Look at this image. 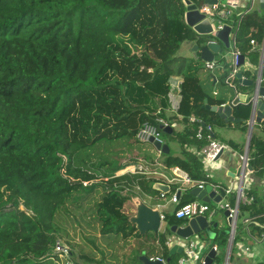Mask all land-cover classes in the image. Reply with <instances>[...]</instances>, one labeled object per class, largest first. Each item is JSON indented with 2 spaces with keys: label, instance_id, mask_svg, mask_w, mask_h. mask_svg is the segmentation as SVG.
Returning <instances> with one entry per match:
<instances>
[{
  "label": "trees",
  "instance_id": "16d2710c",
  "mask_svg": "<svg viewBox=\"0 0 264 264\" xmlns=\"http://www.w3.org/2000/svg\"><path fill=\"white\" fill-rule=\"evenodd\" d=\"M186 10L184 0H0V264H61L54 250L62 238L71 247L63 264H126L101 239L144 235L125 209L130 198L159 193L157 179L126 173L141 158L133 148L144 122L181 147L179 155L162 153L165 167L205 180L201 157L188 147L208 140L196 139L195 126L168 133L157 120L172 123L173 108L186 122L193 115L223 124L205 107V99L223 101L205 89L202 63L178 55L185 41L203 38ZM256 19L240 18L237 44ZM251 39L263 42L264 24ZM174 76L182 77L178 99ZM236 108L246 124L251 103ZM250 157L264 170V138L256 134ZM251 195L253 206L264 200ZM165 220L168 231L183 223L174 214ZM77 226L78 241L70 232ZM165 238L149 245V258L178 264Z\"/></svg>",
  "mask_w": 264,
  "mask_h": 264
},
{
  "label": "crops",
  "instance_id": "0c3cea01",
  "mask_svg": "<svg viewBox=\"0 0 264 264\" xmlns=\"http://www.w3.org/2000/svg\"><path fill=\"white\" fill-rule=\"evenodd\" d=\"M192 1L197 3L198 7H199L200 4L203 3L204 0H196V1L192 0ZM225 1L220 0V2H222V3ZM232 2L234 4H232L231 6L229 5V3L227 4V8L231 10V15L229 16V18L227 20H225V22L227 23L226 25L231 26V29H232L231 33H230V47L229 48L225 47V45L218 39V43L221 44V48L223 49V51L221 52V54H223V55L231 52L232 47H233V43H234L233 41H234V39H235V41L237 40L236 39V33L239 29L240 18L242 19V16H243L242 11H245L251 5L250 0H233ZM263 3H264V1L259 3L257 11L246 14V15H254L255 14V18H257L255 21L256 23L254 24L255 26L252 25L250 28H246L245 31H244V29H242V32H244L246 34V36H245L246 40L244 42L243 41L240 42V44L239 43L237 44V41H236V46H238V48H240V50L243 53V57H244V63L240 69L241 72L243 73V78L251 79V80L255 81L259 78V75L263 72L262 73V76H263L262 85H264V71H263L264 53H263V50L261 48V45L263 42H259L257 39H255L256 45H254V44H251L250 41L248 42L247 38L250 36V34L255 32L259 26L264 24ZM219 21H220V19L217 17L216 25L219 24ZM194 44L201 45V42H198L197 40H193V41L189 42V45H190V47L192 46V51L194 53L193 59H195L196 61H200V63L203 64V70H200L199 73L203 79L209 78L208 79L209 81L206 84L211 87L208 90H210V92H211L210 94L212 95V97L214 99L223 101V103L221 105L231 104L232 101H234L235 99H239L240 103H238V104H247L250 101V99L248 98V95L252 92L254 85H251V86L246 85L242 81H240L238 78H234V80H232L236 89L233 88L232 86H229L228 84L226 86L223 85L225 83L226 72L228 71V70L225 71L224 69L228 66L231 68V61L229 59H226V61L223 60L222 62L220 61L219 62V63H221L220 67L218 65L215 69L210 70V69L206 68L205 60H203L201 58L200 52L194 51V49H193ZM241 45L243 47H241ZM221 54H217L216 58H219ZM230 68H229V71H230ZM205 70H207L208 73L203 75L202 71H205ZM216 70H218L219 73H217ZM181 81H182L181 76H174L171 79L172 85L175 88L174 96H176L177 99L179 98L178 91H179V85H180ZM236 106L237 105L233 106L232 115L235 118H239L240 119L239 122L226 123L224 121V119H222L220 117L223 120V124L214 125V127L219 128V131L221 133V135H218V133L214 130L215 138H217L218 140L223 141L225 143H229L230 148L228 150L224 151L222 153V155L215 162H212L207 167L205 166V164L202 160L203 167H204L205 174H206V178H205V181L207 182L206 185L207 184L212 185V183H214V184L218 183V184L225 186V187L233 186L235 189H237L238 186L242 182V179H241V176H242L241 155L245 154L247 152L249 130H250L248 122L251 120L252 110L250 111V113L248 115L246 124H243L241 122L243 121L242 118H243L244 113L237 112ZM166 113H167L168 117H170L171 119L173 118L172 122L176 124L174 127V130L176 132H182L185 130L186 127L187 128L190 127L189 125H186V123L184 122V117L182 115L178 114L176 112V110H174L173 108L167 109ZM263 120H264V118L262 119L261 122H256L254 124L252 137L254 134H256L258 137L264 138V125L262 124ZM199 141H201V140H199ZM188 149L191 152L198 154L202 159V156H201L202 147L199 148L197 145L192 144L188 147ZM250 149H251V146H250ZM170 150H172L171 147H170ZM180 152H181V147L179 145V148L174 155H179ZM248 154L250 156V150H249ZM163 160H164V156L161 158L162 163H163ZM252 160L253 159L251 158L249 165H251ZM152 167H155V166L152 165ZM173 168L174 167L167 168L164 166V169L158 170L159 173H161L160 175L151 176L152 178L157 179L156 182H162V183L170 186V191L167 193V197H166V198L169 197V199L167 201L161 200L160 202H157V203H150V201H147V199H146V198L151 199L150 194H145L146 198H144V201H146L147 203H149L152 206L158 207L159 205H161L162 206V212L168 216H172L173 210L175 209V205L170 201L171 193H173L175 191L178 193V195L180 196V200L183 203H184V201H188V202L193 201V200L199 201V199L196 196H194L191 192H190L191 194H189V191L192 188L180 187V185L175 184L174 182H170V179L173 177V170H172ZM263 171H264L263 169L254 170V167H253L250 174L245 179L244 187H246V192L248 195L257 194L258 197H262L264 199V192H263V189H264V173H263ZM239 172H240V175L238 176L237 174ZM160 192L161 191H159V193H158L159 198L163 199L160 196ZM192 195L195 198H192ZM136 197H134V201H135ZM227 197H228L229 201L234 203V200H235L234 195L233 196H227ZM200 201H202V200H200ZM252 204H253V202H252ZM252 204H250V205L241 204L239 217H240V215L243 216L244 227H247L246 229H249V231H248V232H250L249 234L254 236V238H256L257 240L253 239V240H251V241H253V243L249 242L248 244H246V246L243 247L244 252H246L248 254L247 256L244 255V258L243 257L241 258L240 256H238L237 261L232 262V251H233L234 242H235L237 232H236V234L232 240H230V238H229L230 234L227 235V237H225V238L224 237L218 238L217 242H215L214 244L219 245V248H220V244H222V243L226 244L227 243V247H226V251H225V257H224V264H227V258L229 260L228 264H261L264 262V250H263L264 249V221L262 220V218H264V212H261L262 210H264V200L262 201V203L257 202L255 206H253ZM244 206L249 207L250 209L249 210L248 209L243 210ZM261 208H263V209L259 210ZM125 209H127V208L125 207ZM135 212H136V208H135ZM134 213H132V214H134ZM212 213L213 212H211L210 216L209 215H206V216L210 219V217H213V215L216 214L217 212H214V214H212ZM249 216L250 217L255 216L257 218H256L255 222H251L248 225H246L245 219ZM239 217H238V219H239ZM182 220H183V223L181 225L186 224V222H187L186 219H182ZM164 224H165V220L162 222V225H161V229L164 228V230H165ZM230 224H231V219H230ZM237 226H238V222H237ZM251 227H254V229L256 230V232L259 234L260 237H257L256 233L252 232V230L250 229ZM212 232H213V238L216 239L218 236L217 232L213 228H212ZM174 236H175V233L171 231V228H170L169 232H168V230H166L165 240L168 237H174ZM193 236H198V233L194 234ZM174 245H177V244H174ZM174 245H172V247ZM172 247L169 246L170 249ZM178 247H181V246H178ZM210 251H211V249L207 250L202 255H206V257H207ZM178 253H180V256H179V258H180L182 256V252H178ZM156 255L159 256L160 254H155V256ZM217 255H218V252L216 253L215 258L213 259V263H214L215 259H218ZM166 264H168L167 259H166Z\"/></svg>",
  "mask_w": 264,
  "mask_h": 264
},
{
  "label": "built area",
  "instance_id": "2783aa9c",
  "mask_svg": "<svg viewBox=\"0 0 264 264\" xmlns=\"http://www.w3.org/2000/svg\"><path fill=\"white\" fill-rule=\"evenodd\" d=\"M233 0H226L225 2H218L217 4H209L203 3L200 4L198 7L200 12L204 13L206 17L211 21L213 25V32L210 34V39L209 42L211 43H217L218 38L216 37V32L218 30H221L225 27L227 24L225 20L229 18L231 15V10L227 8V4L231 6L234 4L232 2ZM264 0H250L251 5L245 10L242 11V15H245L247 13H251L254 11H257L258 5L260 2H263ZM217 17L220 19L219 24L216 25ZM233 47L230 53L228 54H221L216 52L214 55V59L212 61H205V66L206 68L213 70L215 69L220 61H226V59H229L231 61V68L228 74L225 77V83L228 84L229 86H232L233 88L236 89L233 79L237 78L236 75L239 71H241V59L243 57V53L236 46V41L234 39L233 41ZM251 44L256 45V40L251 39ZM261 48L264 53V41L261 45ZM217 54H221L219 58L217 57ZM263 71H264V64H263ZM263 73V72H262ZM262 73L259 75L258 78V83L259 87L262 85L263 82V76ZM264 99V96H263ZM240 101L234 102L232 101L231 105L235 106L238 105ZM249 103V102H248ZM159 123L162 124L163 127L166 126H171L173 129L175 127V123L169 122L167 119L164 118H158L157 119ZM255 119L250 120L248 122L249 127L252 125ZM183 121V120H182ZM184 122L186 125L189 126H195L194 130V136L198 140H204L205 138L208 139V143L202 147L201 149V156L202 160L205 164V166H209L212 162H215L217 160L218 155L230 148L229 143H225L223 141L218 140L214 136V126L210 124H206L200 117L197 116H191L189 117V121L186 122V119L184 118ZM137 138L140 141H150L152 138L153 140H158L161 143H164L165 140L163 139V133L161 128L156 126L155 124L151 122H144L138 132H137ZM241 160H242V182L238 186L237 189H235L233 186H222L220 184H214L212 183L213 190L217 192V194H221L223 191L224 194L222 196V199L218 202L219 203V208L221 210H224L225 212H228V217L231 219V230H230V240H232L237 232L238 226V217L240 214V205H250L252 204L254 197L252 195H248L246 192V187H244V181L247 178V176L250 174L251 170H249L248 166L250 164L251 157L247 152L245 154L241 155ZM153 163H149L143 159H140L138 164L133 165L129 169H127L126 173H133V174H142L146 175L147 177H151L153 175H160L159 169L155 166ZM173 177L170 179V182H174L175 184L180 185V187H187V188H193V187H201L204 188L206 186V181L205 180H195L193 179L186 171L180 169L179 167H174L173 169ZM163 175V174H162ZM87 184V182H85ZM264 192V189H263ZM234 195V203L231 201L227 200L225 201L227 196H233ZM161 197L165 199L167 197L166 192H161ZM224 200V202H223ZM170 201L175 205V209L173 210V214L178 218V219H190L193 217L197 216H206L209 211H210V205L208 202H203V201H189V202H181L180 196L178 193L175 191L171 193V198ZM161 214V220L162 222L166 219V215L162 212V206H158ZM213 211L212 214H214ZM255 216L253 217H247L245 219L246 225H248L251 222L256 221ZM247 228V227H246ZM249 231V229H247ZM250 233V232H249ZM251 235V234H250ZM252 239L257 240L252 236ZM200 237L195 238V236H192L190 238H183L181 236H178L175 234L174 237H168L166 239V245L171 246L174 244H177L178 246H181L183 248L182 251V256L178 259V264H206V255H201L200 254V247L201 246H206L207 242L203 241ZM211 250H214L216 253L219 250V245L213 244L210 247ZM55 253L58 254V263L60 262L63 264V261L65 259L69 258V255L71 254V247L70 245L66 244L62 240H58L55 246ZM152 260H162L166 262V259L161 257V256H152L150 257ZM229 263V260L227 258V264ZM67 264H74V262L68 260Z\"/></svg>",
  "mask_w": 264,
  "mask_h": 264
},
{
  "label": "water",
  "instance_id": "95a60500",
  "mask_svg": "<svg viewBox=\"0 0 264 264\" xmlns=\"http://www.w3.org/2000/svg\"><path fill=\"white\" fill-rule=\"evenodd\" d=\"M220 0H204L205 3L209 4H217ZM225 1V0H223ZM187 10L185 13V21L186 23L199 35L207 39L205 44L199 45L194 44V51L200 52V56L205 61H212L214 59V55L216 52L221 53L223 49L221 48L220 43H211L209 42L210 34L213 32V25L211 21L206 17V15L200 12L198 8V4L193 2L192 0H184ZM264 7V3H263ZM231 26L225 25V27L216 32V37L225 45V47H230V33ZM244 63V57L241 59V65ZM236 77L242 81L246 85H254L252 92L248 95L250 99L249 103L252 105V117L251 120L255 119L249 130V138H248V146H247V154L249 153L251 142H252V132L253 126L256 122H261L264 118V85H260L257 80L245 79L243 78V73L239 71ZM239 99H235L234 102H238ZM205 107L214 112H217L222 119L226 123L229 122H239V118H235L232 115L233 106L231 104L226 105H211L208 103V99H205ZM165 132L171 133L172 127L166 126L164 128ZM154 146L161 151L162 153L169 154L170 147L169 144L164 142L161 143L158 140H150ZM222 155V152L218 155L217 159ZM248 168L250 170L253 169L252 165H249ZM240 175V172L237 174ZM154 189L168 193L170 191V186L164 184L162 182H155L153 185ZM191 193L196 196L198 199L210 203L219 202L222 199L224 192L221 194H217L216 191L213 190L212 185L207 184L204 188L201 187H193ZM135 208L136 212L129 217V221L133 226H136L138 231L141 234H146L148 232H153L155 234L159 233L162 225L161 214L158 207L152 206L146 201H144L141 197H136L135 199ZM225 215L228 217V212H225ZM230 222V218L228 217ZM186 224L184 225H173L171 227V231L181 236L183 238L192 237L194 234L199 233L202 230H206L208 234L213 237L212 227H217L218 223L215 221H210L207 216H197L190 219H186ZM222 228V227H221ZM182 252L183 248L178 247V245H174L170 249V254H175L176 252ZM216 256V252L211 250L206 257V264H212L213 259ZM140 259L145 264H166V262L162 260H152L146 255H141Z\"/></svg>",
  "mask_w": 264,
  "mask_h": 264
},
{
  "label": "rangeland",
  "instance_id": "374dc122",
  "mask_svg": "<svg viewBox=\"0 0 264 264\" xmlns=\"http://www.w3.org/2000/svg\"><path fill=\"white\" fill-rule=\"evenodd\" d=\"M189 42H191V41H185L181 45V48L179 49L178 55L193 59L194 53L192 51V46L190 47V45H189ZM200 42H201V45L205 44L207 42V39L202 38ZM201 65L203 66V64H201ZM229 68L230 67L228 66L224 70L225 71L229 70ZM201 70H203V67ZM216 72L219 73L218 70H216ZM206 73H208L207 70L202 71L203 75ZM208 79H203V84H204L206 90L211 88L210 86H208L206 84L209 81ZM223 85L226 86L227 84L224 83ZM208 91H209V93H211L210 90H208ZM214 129L218 133V135H221L218 127H215ZM163 139L166 142H168L169 146L172 149V153L175 154L179 148V144L177 142H175L173 139H169L168 136H166V135H163ZM133 150H134V153L136 155L141 157L140 159L149 160L158 169H164V164L161 162V158L163 157V154L150 141L138 140L136 142V144L134 145ZM150 195H151V199L146 198L143 195L147 199V201H150V203H157V202H160L161 200L167 201L169 199V197L166 199H160L159 194L156 192H151ZM224 200L227 201L228 197H226V199H224ZM224 200H223V202H224ZM199 201H200V199H199ZM209 205H210V211L207 215L210 216L211 212H213V211L217 212L216 214L213 215V217H210V221H215L218 223L217 227L211 226L217 232L218 236L215 239V238L211 237L206 230H202L198 233V236L203 241L207 242L206 246H201L199 249L201 255L204 254L207 250H209L210 247L215 242H217L218 238L227 237V235H229L230 230H231V224L228 220V217L225 215V211L221 210L219 208V206H220L219 203L211 201L209 203ZM126 208H127L126 210L128 211V213H130V214L135 212L134 197L130 198L127 201ZM243 220H244L243 216L240 215V217L238 219V229H237L238 231H237V235L235 238L234 247H233V251H232V262L233 261L236 262L238 256H240L241 258L242 257L244 258V255L247 256L248 254L246 252H244L243 247L246 246V244H248L249 242L253 243V241H251V240H253L251 235L249 234L246 227H244V224H243L244 221ZM164 226H165V230H164V228L161 229L157 235L150 231L148 234L146 233L147 235L144 234V235H141V237H139V236L132 237L128 241L124 240L121 237H117L115 235H110V236H108L110 239L109 238H103V239H101V243H104V242L108 243L109 248H115L116 253H118L120 255L119 258H121L122 261L125 262L126 264H142L138 260H135V257L140 252H141V255H146L147 257L154 254V252H152L151 247L149 245L151 243L160 245L161 235H163V233H165L166 229H167V221L166 220H165ZM250 229L252 230L253 233H256L257 237H260L259 234L254 229V227H251ZM70 232H71V235L76 234L75 239L78 241L79 237H80L81 228L79 226H77V228L75 230L70 228ZM75 232H77V233H75ZM154 236H156V240L153 239ZM198 236H195V238H198ZM62 239H63L62 241H64V242L66 241L64 238H62ZM201 239H199V240H201ZM226 247H227V243L226 244H223V243L220 244V248H219L218 255H217L218 259H215L213 264H224Z\"/></svg>",
  "mask_w": 264,
  "mask_h": 264
}]
</instances>
